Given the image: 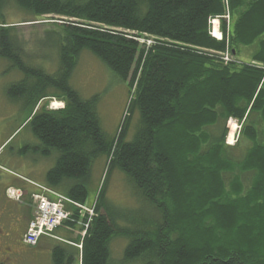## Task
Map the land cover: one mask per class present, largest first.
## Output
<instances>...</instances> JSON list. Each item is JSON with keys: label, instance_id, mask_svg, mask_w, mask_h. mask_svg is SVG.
I'll list each match as a JSON object with an SVG mask.
<instances>
[{"label": "trees", "instance_id": "trees-1", "mask_svg": "<svg viewBox=\"0 0 264 264\" xmlns=\"http://www.w3.org/2000/svg\"><path fill=\"white\" fill-rule=\"evenodd\" d=\"M18 4L35 19L45 14L66 17L40 38L50 39L57 48L54 70L30 48L25 35L4 20L0 57L22 75L8 85L7 93L28 106L25 122L39 139L35 148L46 155L57 153L45 183L94 207L82 263L108 264L112 239L125 233L130 238L125 255L140 259L139 264H264V69L250 58L264 61V0ZM227 12L228 29L223 19L224 36L217 39L211 35L210 19ZM117 28L177 45L159 43L146 50L137 34ZM85 48L128 85L127 112L111 136L100 122L99 94L84 97L71 82ZM208 49H231L238 60L224 61ZM49 97L63 99L65 105L49 108L44 101ZM137 112L136 131L128 139ZM231 117L241 123L234 144L226 142ZM98 157L106 160V173L97 197L86 202ZM116 166L155 206L158 219L139 217L129 221L132 227L119 223L106 193ZM17 186L25 188L23 183ZM68 207L74 210L73 218H81L80 209ZM189 233L196 243L188 242ZM52 256L55 264H71L76 254L57 244Z\"/></svg>", "mask_w": 264, "mask_h": 264}, {"label": "rangeland", "instance_id": "rangeland-1", "mask_svg": "<svg viewBox=\"0 0 264 264\" xmlns=\"http://www.w3.org/2000/svg\"><path fill=\"white\" fill-rule=\"evenodd\" d=\"M226 1L229 3V0ZM1 8L0 23L4 20L8 22V24L15 25L17 29L25 35L30 48L43 55L45 63L49 66L48 69L54 70L56 63H58L57 48L53 45V42H51L50 39L41 40L40 38L45 33V30L52 28L57 22L61 23L65 21L66 17L62 15L45 14L44 16H41L42 19H35L37 17L19 6L18 0H2ZM215 19V21H217L216 23H218V18L215 17ZM220 19L221 28L223 30L222 23L224 22V18L222 17ZM225 23L226 28L228 29V22ZM117 29L137 34V36L134 37L140 43L142 42L145 45L144 47L146 50L159 43H166L172 46L176 44L163 38L155 40L147 34H140L138 31H128L121 28ZM218 33L219 34L214 33L215 36L221 37L220 30H218ZM54 44L58 46L57 43ZM208 51L216 56H225L227 53V51L215 49H208ZM242 53L245 55V58H248V53ZM241 57L244 56L241 55ZM250 58L251 62L256 66L264 69V61L256 60L252 57ZM223 60L226 61L225 59ZM8 67V61L0 57V181H2L0 191L3 187L4 181L17 182L20 180L19 176H25L29 179L45 183L46 172L55 163L57 155L56 152L46 155L41 153L39 149L35 148V145L39 143V139L33 134L31 128L29 125H26L25 122L30 113L28 106L22 101L10 98L7 93L8 85L12 81L21 78L22 75L19 71L11 70ZM71 82L84 97L99 94L98 114L101 125L109 136L114 134L127 112V105L130 98L127 83L119 81L118 77L107 66V64L88 48L81 51ZM44 101L48 104V107L52 109L65 104L63 99L57 97H49ZM138 116V112L135 113L128 139H131L136 131ZM229 120L235 124L236 135L232 140V142H235L238 139L239 130L241 129L239 120L236 118L228 119L226 122L227 127L228 123L229 125L231 124ZM237 126H239L238 129ZM212 129L211 126L210 130ZM233 135L230 136L229 134V138L232 139ZM26 144L29 145L27 150L24 149ZM105 161L106 160H104L103 157H98L95 160L93 166V183L89 188V196L86 202H89L91 198L95 199L97 197L99 182L103 179L104 173H106L105 169L107 164H105ZM179 169L176 166V170L178 171ZM108 179L109 181L106 189L107 198L117 210L120 217H118L120 224L132 227V225L129 224V221H139V217L144 216L153 219H158L160 217L155 211V206L141 196L135 184L128 179L127 175L118 166L112 170ZM229 182L230 181H227L228 189L230 188ZM5 185L6 183L4 186ZM186 191L188 190L186 189ZM24 202H26L25 204L33 210V206H30L27 203L29 202L27 197L24 198ZM85 205L89 206L87 204ZM209 223L210 222H208L206 226H208ZM205 228L207 229V227ZM69 234L71 237L75 235L73 231L69 232ZM65 235L67 234L65 233ZM186 236L190 244L191 242L196 243L195 236L190 233ZM229 236L233 237L234 235L232 234ZM237 239L239 240L241 238ZM52 240L53 242L52 245L49 246V251L47 247V250H44V253H39L36 257L32 256L25 261V264H55L52 256V249L58 241L55 239ZM129 241L130 238L125 233H118V235H115L110 243L111 258L108 264L140 263V259L126 257L125 250ZM71 264H83L81 256L79 258L76 254Z\"/></svg>", "mask_w": 264, "mask_h": 264}, {"label": "built area", "instance_id": "built-area-1", "mask_svg": "<svg viewBox=\"0 0 264 264\" xmlns=\"http://www.w3.org/2000/svg\"><path fill=\"white\" fill-rule=\"evenodd\" d=\"M212 22L213 31L211 32L214 34L218 23L216 24L215 19H212ZM223 58L226 61L232 59L228 53ZM10 193L13 197L20 198L23 195V190H21V194H16V188L11 187ZM33 198L36 202L35 210L29 221L28 228L23 235L24 242L30 245H36L40 237L44 234L56 236L54 230L74 216V210L68 207L69 204H73L74 208L78 210L80 209L81 218L73 219L77 220L78 224L84 227L82 231L83 236L86 234L92 218L95 215L93 206H86L84 203L74 201L46 186H42L40 192L33 193ZM84 215H88L87 220H83L82 216ZM79 245L81 246L82 244Z\"/></svg>", "mask_w": 264, "mask_h": 264}, {"label": "flooded vegetation", "instance_id": "flooded-vegetation-1", "mask_svg": "<svg viewBox=\"0 0 264 264\" xmlns=\"http://www.w3.org/2000/svg\"><path fill=\"white\" fill-rule=\"evenodd\" d=\"M13 183L4 181L0 191V264H25L26 260L34 256L33 246L22 239L32 209L24 204L23 199L10 197L8 187ZM1 185L2 181L0 188ZM18 190L17 187L16 192L20 194Z\"/></svg>", "mask_w": 264, "mask_h": 264}, {"label": "crops", "instance_id": "crops-1", "mask_svg": "<svg viewBox=\"0 0 264 264\" xmlns=\"http://www.w3.org/2000/svg\"><path fill=\"white\" fill-rule=\"evenodd\" d=\"M34 180V179H33ZM39 182V181H38ZM23 183V185H25V189L27 191H34L35 188L33 186H31L30 184L28 183H24V182H21V181H17V182H14L13 184L14 185H19ZM43 183V182H42ZM20 191V190H19ZM28 197V200H29V196H26ZM69 232H72L68 227L66 226H61L59 227L57 230H56V234L60 237V238H56V237H50V236H42L41 239H40V242L36 245V246H33V252H34V256L36 257L37 255H39V253H44V250H47V247H48V251L50 250L49 246L52 245V242L53 240L52 239H55L57 240L58 242L55 244L57 245L59 242V244H62V245H65V247L68 249V250H73L75 252V254L78 255V257L80 258V255H81V250L80 248L72 241V240H76L78 241L79 237H78V229L75 228V230L73 231V233L75 234L73 237H71V235L69 234ZM65 233L67 235H65ZM51 238V239H50ZM72 239V240H71ZM54 245V246H55ZM75 258V257H74Z\"/></svg>", "mask_w": 264, "mask_h": 264}, {"label": "bare ground", "instance_id": "bare-ground-1", "mask_svg": "<svg viewBox=\"0 0 264 264\" xmlns=\"http://www.w3.org/2000/svg\"><path fill=\"white\" fill-rule=\"evenodd\" d=\"M216 20V19H215ZM215 22H217V21H215ZM217 24V23H216ZM215 34H219L218 33V30H217V25H216V31H215ZM231 122V124L229 125V134H230V136H232L233 135V133L235 132V124H234V122H232V121H230Z\"/></svg>", "mask_w": 264, "mask_h": 264}]
</instances>
